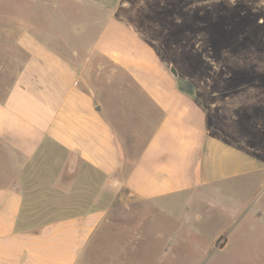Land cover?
I'll use <instances>...</instances> for the list:
<instances>
[{
  "label": "crops",
  "instance_id": "0c3cea01",
  "mask_svg": "<svg viewBox=\"0 0 264 264\" xmlns=\"http://www.w3.org/2000/svg\"><path fill=\"white\" fill-rule=\"evenodd\" d=\"M19 1L22 17L0 21V63L17 65L0 89V264H139L159 224L173 227L165 251L176 243L175 207L181 223L212 230L218 215L227 229L264 183V159L179 90L127 17L143 0Z\"/></svg>",
  "mask_w": 264,
  "mask_h": 264
},
{
  "label": "rangeland",
  "instance_id": "374dc122",
  "mask_svg": "<svg viewBox=\"0 0 264 264\" xmlns=\"http://www.w3.org/2000/svg\"><path fill=\"white\" fill-rule=\"evenodd\" d=\"M23 9L19 0H0V21L17 22ZM128 16L177 70V87L184 80L193 83V97L205 109L212 130L227 141L251 147L264 159V0H143L142 12ZM7 38L0 32V42ZM16 66L12 61L0 63L1 93ZM244 190L251 195V187ZM253 194L243 207L238 199L240 211L234 220L223 219L227 229L222 231H215L222 221L218 215L212 218L211 230L205 228L207 222H179L177 208H172L166 214L175 218L166 220L177 222L176 243L172 239L165 251L173 227L159 224L149 242L143 238L136 255L139 264H264V183ZM127 228L116 241L128 242ZM207 245V253H197ZM124 257L97 255L96 264H115Z\"/></svg>",
  "mask_w": 264,
  "mask_h": 264
},
{
  "label": "water",
  "instance_id": "95a60500",
  "mask_svg": "<svg viewBox=\"0 0 264 264\" xmlns=\"http://www.w3.org/2000/svg\"><path fill=\"white\" fill-rule=\"evenodd\" d=\"M171 72L177 77L178 73L177 70L174 67H171ZM179 90L181 92L187 93L191 96H194L196 93V89L195 86L193 85L192 82H190L189 80H184L181 82V84L179 85Z\"/></svg>",
  "mask_w": 264,
  "mask_h": 264
}]
</instances>
